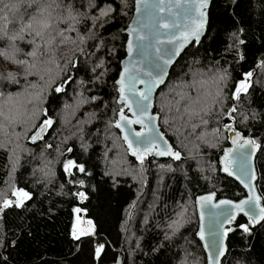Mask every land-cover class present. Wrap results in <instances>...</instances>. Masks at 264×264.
<instances>
[{"label":"trees","instance_id":"obj_1","mask_svg":"<svg viewBox=\"0 0 264 264\" xmlns=\"http://www.w3.org/2000/svg\"><path fill=\"white\" fill-rule=\"evenodd\" d=\"M133 1L0 0V204L14 190L31 197L0 214V264H115L119 256L120 264H205L195 197L244 195L217 166L225 125L259 145L264 207V0H211L204 36L154 96L159 128L182 161L149 166L128 157L113 129ZM243 81L247 91L233 99ZM68 161L85 171L71 167L66 177ZM75 209L90 223L84 233L73 228ZM244 224L238 217L229 228L221 264H264V220L248 232Z\"/></svg>","mask_w":264,"mask_h":264},{"label":"water","instance_id":"obj_2","mask_svg":"<svg viewBox=\"0 0 264 264\" xmlns=\"http://www.w3.org/2000/svg\"><path fill=\"white\" fill-rule=\"evenodd\" d=\"M211 0H207V7L199 9L204 12L203 17V28L199 37V40H196L194 37H189L186 41L184 36L188 34L189 30L194 27L193 21H199L200 17L197 11L200 0H134L131 17L126 25V28L122 32L125 37L124 41V56L119 62V70L117 76L114 80V86L116 88V104L121 106L124 110V115L128 117L129 120H135L139 118L135 104H132V107L129 108L125 105L124 101L120 100V91L121 84H118L117 81L121 79V73H124L123 86L125 89V95L128 97L129 103H132L133 100L139 99V93L147 91L148 82L156 77L160 73V69H164L163 82L156 84L152 91L149 93L151 97V105L148 107L147 112L145 113L146 117H153V121L149 123L146 119L145 124H148V127H142L141 124H132L130 128L126 123L123 124L124 130L121 131L120 128L115 127L116 121L119 119V112L116 114V120L113 124V129L118 133L119 139L122 142L124 149L128 157L140 161L137 159V156L132 154V149H129L128 143L125 142L124 136L128 135L129 139L136 141L137 137L133 134L136 132H143L145 134L144 138L156 137V143L166 147H171L170 143L167 141L163 133L161 132L158 125V115L153 112L154 108V96L156 92L165 84L168 77V73L183 53L190 45H197L202 37L204 36L207 28V12ZM169 25V27H164L163 25ZM174 25V26H173ZM142 36L143 39L139 40L136 37ZM171 39V43L169 40ZM132 42V52L129 54V42ZM182 45V47H179ZM178 48V52L176 49ZM159 49V52L157 51ZM176 54H173V53ZM170 58L171 63L164 65L163 59ZM125 69H128L125 72ZM135 113V114H134ZM44 125V124H42ZM41 125V126H42ZM232 125V124H230ZM39 126L29 138L30 144H35L39 142L44 136L47 126H45L44 131L40 132ZM150 129H152L150 131ZM237 131L230 130L227 133V146L222 148L217 157V166L219 173L222 176L227 177L228 179L235 182L239 188L243 191L244 195L237 201L225 199V198H216V195L212 192L201 194L195 197L194 199V208L196 215V233L195 238L199 242L202 252L205 258V264H209V258L215 257L218 261V264H221L223 258L226 255V237L223 235L226 229L231 228L238 217L243 218L246 222L249 221V216L245 215V212L249 210L250 207L253 208V213L256 216L258 222H254L251 226L257 227L263 220L259 219L260 208H264L260 201V196L256 189V180L257 174L255 169V157L259 151V145L255 149L251 147H238L242 145L244 140H253L250 137L243 136L240 133L239 137H236L235 133ZM39 133L38 138L33 139ZM159 136H163V140L159 139ZM236 140L237 143L234 144L233 140ZM167 142L166 145L164 142ZM136 147H143V145H133ZM229 151V159L235 158V163L229 165L230 169L233 171V175L229 176L226 172L223 171L224 168V157L225 152ZM253 152L248 160L247 164L250 165L251 170L255 173V180H251L250 187H246L242 183V174H241V156L242 154ZM181 157V156H180ZM147 166H149L150 161L152 160H170L173 162H181L182 157L179 160H175L167 155H156L155 151L151 154L146 155L145 157ZM67 174V173H66ZM211 195L212 199L210 203L204 204L200 201L201 197H206ZM259 198V207H254V205H244V212L236 211L232 205L238 204L241 201L248 200L250 198ZM220 201H230V205H220L218 208L212 207L213 204H219ZM79 212V211H78ZM80 213V212H79ZM234 215L236 218L229 222L225 219L228 214ZM1 214V212H0ZM81 218V225L89 227L90 223L85 221L84 215L79 214ZM222 222V223H221ZM203 228L204 239H201L200 232ZM215 244V248L213 245ZM220 246H223L224 254L222 256L216 255V249ZM115 264H120V256L117 258Z\"/></svg>","mask_w":264,"mask_h":264},{"label":"snow or ice","instance_id":"obj_3","mask_svg":"<svg viewBox=\"0 0 264 264\" xmlns=\"http://www.w3.org/2000/svg\"><path fill=\"white\" fill-rule=\"evenodd\" d=\"M207 7V0H200V4L198 5L197 11L200 17L199 21H193L194 27H192L188 34L184 36V40L186 41L189 37H194L196 40H199L202 28H203V17H204V12L200 11L199 9L202 8H206ZM31 26V25H30ZM164 27H169V25L165 24L163 25ZM174 26V25H173ZM42 27L47 28L48 25L45 23L42 25ZM37 36L41 35V32L37 31L36 32ZM139 40H142L143 37L142 36H137L136 37ZM171 39L169 40V43H171ZM240 43H243V41L241 40ZM179 47H182V45H180ZM157 51L159 52V49H157ZM132 52V42H129V54L131 55ZM176 52H178V48L176 49ZM33 55L35 53H32ZM173 54H176L175 52ZM171 63V59L170 58H166L163 59V64L167 65ZM128 69H125V72H127ZM11 76V74H9ZM163 75H164V69L161 68L160 69V73L154 77L152 80H150L148 82V87H147V91L145 92H140L139 93V99L138 100H133L132 103H129L128 97L125 95V89L123 86V81H124V73H121V79L117 81L118 84H121V88L119 89L120 91V100L124 101L125 105L129 108L132 107V104H135L136 109H137V113L139 114V118L135 119V120H129L127 116L124 115V110L123 108L120 109L119 111V119L116 121L115 123V127L120 128L121 131L124 130L123 128V124L126 123L128 125V127L130 128V126L132 124H141L142 127H148V124H145V120L147 119L149 121V123H151L153 121V117H146L145 113L147 112L148 107H150L151 105V97L149 95V93L152 91L153 87L158 84V83H162L163 82ZM252 74L248 73L247 76L250 77ZM62 87H56L55 91L56 92H60L62 91ZM246 92L247 91V86L245 84H240L236 87L235 92L233 93V99H239L241 92ZM231 111H235V109L233 108ZM135 114V113H134ZM205 123H207V121H204ZM52 123L51 120H46L44 121V125L41 126L40 128V132L44 131L45 126H50ZM226 128H228L229 130H231V126L230 125H225ZM152 129H150L151 131ZM135 137H137L136 141H132L129 139L128 135L124 136V140L125 142L128 143V147L129 149H132V154L137 156V159L141 161V163H143L146 155L151 154L153 151H155L156 155H167L172 157L175 160H179L180 157V153L179 152H173L171 147H166L164 148L163 146L159 145L156 143V137L153 136L151 138H144L145 134L143 132H136L133 134ZM236 137L240 136L239 132L235 133ZM39 133L37 134L36 137H33V139L38 138ZM160 140H163V136H159ZM166 145V141L164 142ZM233 143L236 144L237 141L234 139ZM143 145V147H136L134 148L133 145ZM238 147H251L252 149H255L256 147H258V145L256 144L255 140H244L242 145H238ZM69 151H71V149H69ZM253 152H248L245 154H242L241 156V174H242V183L245 184L246 187H250V181L251 180H255V173L251 170L250 165L247 164V160L248 158L253 155ZM230 156V152L226 151L225 152V157H224V168L223 171L226 172L229 176L233 175V171L230 169L229 165L232 163H235V158L233 159H229ZM71 167H78L80 172H84L85 168L80 165L77 166L75 165V163L73 161H68L64 164V170L66 173H68L69 175H71ZM81 185L83 184V181L80 182ZM13 196L17 197V200L15 202L11 201V200H3L2 204H0V212H2L4 209L6 208H10V207H17L20 208L23 206L25 200L30 199V195L29 193L23 191V190H14L12 192ZM78 195L83 199L86 198L85 194L83 192L78 193ZM22 197V199H21ZM211 195L206 196V197H201L200 201H202L204 204L210 203L211 202ZM231 202L230 201H220L219 204H213L212 207L214 208H218L220 207V205H230ZM254 205V207H259V198L255 197V198H250L248 200H244L241 201L238 204L232 205V207L236 210V211H240V212H244V205ZM74 211H79V209H75ZM245 215H248L249 221L248 224H244V225H240V228L244 231V232H248L249 231V225H251L254 222H258L256 220V216L253 213V208L250 207L249 210L247 212H245ZM235 216L231 215V213L228 214V216L225 217V219L229 220V222H231L232 220H235ZM259 219L260 220H264V208H260V215H259ZM222 223V222H221ZM232 231V229H227L225 230V232L223 233L224 236H227L228 232ZM200 237L201 239H204V231L203 228L201 229L200 232ZM73 238L78 239L79 237L75 235V232L73 233ZM213 247L215 248V244L213 245ZM104 248V245H98L95 249V255L97 258L100 257L101 252ZM224 254V249L223 246H220L218 249H216V255L222 256ZM209 264H218V261L215 259V257H210L209 258Z\"/></svg>","mask_w":264,"mask_h":264},{"label":"rangeland","instance_id":"obj_4","mask_svg":"<svg viewBox=\"0 0 264 264\" xmlns=\"http://www.w3.org/2000/svg\"><path fill=\"white\" fill-rule=\"evenodd\" d=\"M242 83L246 85V82L245 81L241 82L240 84H242ZM21 199H22V197H21ZM16 200H17V197L16 196H13V202H15ZM79 219H80L79 218V215L75 214L74 215L73 228L75 229V231L77 233H80L81 232V228L79 227Z\"/></svg>","mask_w":264,"mask_h":264},{"label":"flooded vegetation","instance_id":"obj_5","mask_svg":"<svg viewBox=\"0 0 264 264\" xmlns=\"http://www.w3.org/2000/svg\"><path fill=\"white\" fill-rule=\"evenodd\" d=\"M146 160V159H145ZM66 177H68V174H66ZM79 218H80V215H79ZM81 218L79 219V227L82 228V227H85L84 225L83 226H80L81 225ZM84 229H88V227H85ZM80 233H84V230L81 229V232Z\"/></svg>","mask_w":264,"mask_h":264}]
</instances>
